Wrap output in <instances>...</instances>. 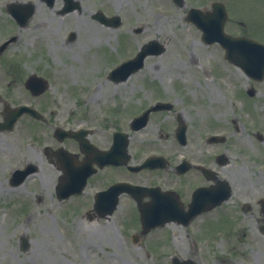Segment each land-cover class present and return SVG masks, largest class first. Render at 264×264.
<instances>
[{
  "label": "flooded vegetation",
  "instance_id": "obj_1",
  "mask_svg": "<svg viewBox=\"0 0 264 264\" xmlns=\"http://www.w3.org/2000/svg\"><path fill=\"white\" fill-rule=\"evenodd\" d=\"M176 1L0 0V20L6 23L0 30V207L7 205L10 190L16 199L20 196L23 183L13 184L9 173L12 164L20 162L22 168L33 164L28 178L42 177L46 185L53 181L55 199L62 177L67 178L69 189L86 178L81 193L67 199L82 221H128L134 229L136 223L141 224L139 203L162 205L157 214L170 222L147 234L132 235V239L144 241L162 231L158 238L146 240L148 252L192 258L198 264H264V148L253 153L244 141L246 135L251 136L253 124L248 122L247 103L261 91L255 90L252 96L247 90L237 91L238 101L230 108L224 105V95L191 96L187 91L160 90L155 91L158 95L139 96L136 108L129 105L130 99L109 108L101 106L107 112L98 113L100 117L93 122L94 116L86 108L93 101L111 97L89 87L67 85L60 58L40 59L33 53L25 56L16 51L23 45H40L42 29L60 39L58 48L71 47L82 34L98 50L139 48L154 39L165 43L163 27L172 11L181 10L176 16L199 32L196 25L184 20L185 12L180 8H210L214 1L227 0H178L185 2L182 6ZM225 27L231 31L229 20ZM151 56L145 58L139 71L153 69L148 64ZM116 59L113 54L112 63L100 76L118 87L139 71L115 82L104 71L115 65ZM211 65L215 71L216 64ZM137 92L132 91V97ZM121 94L116 89L113 97ZM69 96H86L84 103L80 102L85 111L79 112V105L68 107L67 116L56 120L60 110L55 98ZM159 103L144 124L135 122L137 116ZM20 106L29 108L12 128H6L7 116ZM254 117L259 129L252 134V141L264 145V131L259 127L262 120ZM63 130L69 134L61 139ZM152 156L157 159L151 166L142 167ZM118 184L150 189L122 191L117 196L106 191ZM116 199L113 213L103 216V210L113 208ZM121 208L127 210L122 219L115 216Z\"/></svg>",
  "mask_w": 264,
  "mask_h": 264
},
{
  "label": "rangeland",
  "instance_id": "obj_2",
  "mask_svg": "<svg viewBox=\"0 0 264 264\" xmlns=\"http://www.w3.org/2000/svg\"><path fill=\"white\" fill-rule=\"evenodd\" d=\"M229 8L232 31H242L239 22L245 21L248 32L264 40V0H230ZM180 12L176 9L172 11L168 25L163 27L162 39L165 41L166 49L162 54L154 55L148 60L153 69L145 67L118 87L101 78L100 74L108 63H112L113 54L115 57L119 55L120 60L134 54L136 48L124 46L119 49L98 50L93 42H91L93 45L88 43L85 34H82L71 47L58 48L56 44L60 39H55L50 32L47 34L46 30L42 29L40 45L27 44L16 51H21L25 56L33 53L40 59L60 58L67 85L83 89L89 87L111 97L103 102L101 98L99 102L93 101L90 107L86 108V112L90 111L94 116L93 122H97L96 117L103 111L107 112L100 109L101 106L109 108L130 99L129 105L136 108L141 101L139 96L158 95L155 91L160 90L187 91L191 96L195 94L210 96L209 93L216 96L224 95L226 96L224 105L232 108L234 101H238L239 94L236 92L241 91L244 84L253 85L262 93L256 95L252 103L250 101L247 103L250 108L248 122L253 124L249 130L251 136L246 135L244 141L253 153H258L264 145L262 143L257 145L254 140L252 141L254 138L252 134L259 129L253 117H260L262 124L260 123L259 127L264 131V81H253L247 78L239 67L224 62L220 47L203 43L200 33L192 26L185 25L182 19L176 16L181 14ZM5 25L6 23L0 20V30H3ZM112 39L113 36L110 37V41ZM103 42L105 43V40ZM211 63L216 64L215 71L212 70ZM116 89L121 91V96L113 97ZM132 91L140 92L132 97ZM55 99L59 102L56 105L60 110L56 120L67 116L68 107L75 109L79 105L82 106V110L79 108L77 110L85 111V107L80 104L84 103L85 98L69 96ZM224 105L218 102V106ZM123 115L124 113L119 114L120 119ZM50 183L52 186L53 181ZM45 185L46 182L42 181L41 186ZM27 188L30 190H25L18 199L15 198V194H8L7 205L2 203L3 207H0V264H170V256H158L157 253L148 252L145 240L132 239L133 225L129 226L128 221L106 219L82 221L69 205L58 203L52 205L55 202L51 195L52 189L44 192L37 182L31 183ZM40 194H43V202L36 200ZM21 202L24 204L23 208H20ZM26 206L29 207L28 210H24ZM22 210L24 217L19 218ZM28 212L31 214L26 216ZM126 212V209L121 208L115 216L122 219ZM126 219L127 217L124 220ZM152 234L151 238L154 236V239L159 236V232L156 235ZM20 235H26L29 239L26 250L18 246Z\"/></svg>",
  "mask_w": 264,
  "mask_h": 264
},
{
  "label": "water",
  "instance_id": "obj_3",
  "mask_svg": "<svg viewBox=\"0 0 264 264\" xmlns=\"http://www.w3.org/2000/svg\"><path fill=\"white\" fill-rule=\"evenodd\" d=\"M219 5L217 4L216 7H219L220 10L221 6ZM224 17L225 14L221 16V12L217 10L216 15L210 18L204 17L201 12H197L195 19L198 20L199 25L203 28V37L206 41H220L227 48L229 59L243 66L249 74L255 77H262L264 74V47L246 37H235L225 34L223 32ZM141 211L143 214L145 208L141 207ZM157 222H159V219H143V227L147 230L151 226H155ZM181 263L179 259L174 260V264Z\"/></svg>",
  "mask_w": 264,
  "mask_h": 264
}]
</instances>
